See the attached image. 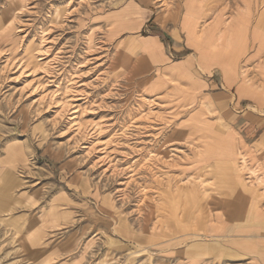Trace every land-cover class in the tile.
<instances>
[{"label":"rangeland","instance_id":"374dc122","mask_svg":"<svg viewBox=\"0 0 264 264\" xmlns=\"http://www.w3.org/2000/svg\"><path fill=\"white\" fill-rule=\"evenodd\" d=\"M127 1L0 0V136L29 144L40 185L66 189L50 246L30 250L8 225L0 264H52L51 245L61 264L248 263L211 220L246 212L254 171L241 155L212 158L225 153L209 143L223 137L211 114L144 97L152 73L135 35L111 33ZM242 1L225 2L238 8L227 24L252 6L264 25V0Z\"/></svg>","mask_w":264,"mask_h":264},{"label":"crops","instance_id":"0c3cea01","mask_svg":"<svg viewBox=\"0 0 264 264\" xmlns=\"http://www.w3.org/2000/svg\"><path fill=\"white\" fill-rule=\"evenodd\" d=\"M155 2L127 1L112 14L127 21L113 28L112 38L135 35L138 54L152 73L146 99L164 98L178 111L211 114L210 128H222L223 137L209 143L225 153L212 158L236 162L241 155L254 171L246 212L233 220L214 215L211 222L216 236L244 257L242 262L264 264V25L252 6L243 22L227 24L237 10L229 14L228 0H170L168 10ZM237 6L245 4L238 0ZM35 162L23 139L0 136V233L13 226L25 234L30 250L47 241L50 246V239L66 227V189L40 185ZM64 251L51 245L45 255L61 264Z\"/></svg>","mask_w":264,"mask_h":264},{"label":"bare ground","instance_id":"6f19581e","mask_svg":"<svg viewBox=\"0 0 264 264\" xmlns=\"http://www.w3.org/2000/svg\"><path fill=\"white\" fill-rule=\"evenodd\" d=\"M238 9V8H237ZM246 12H247V10H246ZM244 13V12H243ZM240 14H242V13H240ZM246 14H248V13H246ZM241 16V15H240ZM244 16V15H243ZM237 17H239V16H237ZM242 17V16H241ZM164 18V17H163ZM243 18V17H242ZM244 20L242 19V22H243ZM125 22V21H124ZM122 23V22H121ZM229 23V22H228ZM118 24V23H117ZM115 26V25H114ZM112 27V26H111ZM115 29V28H114ZM112 30V29H111ZM193 54V53H192ZM243 159V161H244V158H242ZM243 164H244V162H243ZM182 186V185H181Z\"/></svg>","mask_w":264,"mask_h":264}]
</instances>
